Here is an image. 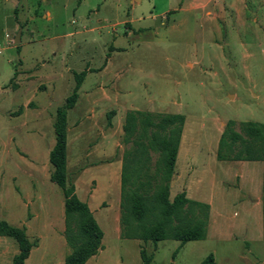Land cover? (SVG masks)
<instances>
[{
	"label": "rangeland",
	"instance_id": "374dc122",
	"mask_svg": "<svg viewBox=\"0 0 264 264\" xmlns=\"http://www.w3.org/2000/svg\"><path fill=\"white\" fill-rule=\"evenodd\" d=\"M226 10L210 0H0V219L25 226L37 242L25 264H52L60 254L62 237L54 229L63 226V198L48 178L46 152L73 72L89 69L81 88L116 90L117 102L130 109L182 114L178 147L203 165L227 119L263 120L264 60L232 48L245 33L235 20L232 29L226 24ZM98 122L106 127L105 117ZM72 126L67 180L80 199L103 196L110 212L118 207L120 156L128 145L120 134L117 147H76ZM174 193L170 187L169 197ZM243 200L229 204L230 220L243 217L249 205ZM98 222L109 233L105 254L142 264L132 240L116 239L111 225ZM232 230L228 238L158 240L150 264H202L208 254L210 264H264L259 233ZM15 249L12 238L0 236V264H10ZM94 264L113 263L99 257Z\"/></svg>",
	"mask_w": 264,
	"mask_h": 264
},
{
	"label": "trees",
	"instance_id": "16d2710c",
	"mask_svg": "<svg viewBox=\"0 0 264 264\" xmlns=\"http://www.w3.org/2000/svg\"><path fill=\"white\" fill-rule=\"evenodd\" d=\"M85 72L84 69L72 73L70 93L54 110L53 144L47 154L51 166L48 178L60 189L63 198L62 237L68 248L63 264H84L100 248L102 236L87 204L78 198L66 176V112L76 101ZM183 119L180 113L125 111L121 142L128 146L120 156L118 193L121 238L153 243L171 239L183 243L205 237L208 204L187 198L184 191L168 197ZM215 158L261 162L260 213L264 240V104L261 122L225 121L216 142ZM0 236L10 237L16 244L10 264H24L36 243L28 239L24 227L0 219ZM139 257L142 264H150V256L142 248ZM211 262V254L201 261L202 264Z\"/></svg>",
	"mask_w": 264,
	"mask_h": 264
},
{
	"label": "crops",
	"instance_id": "0c3cea01",
	"mask_svg": "<svg viewBox=\"0 0 264 264\" xmlns=\"http://www.w3.org/2000/svg\"><path fill=\"white\" fill-rule=\"evenodd\" d=\"M210 1L220 2V4L225 5L227 7V15H225L227 16L226 24L232 29L233 21L235 20V24H238L241 27V31H244L245 33L243 37L238 34L236 35L237 37L234 35L236 40L233 45H231L232 48L241 52L245 51V55H256L264 60V0H227V2H222V0ZM212 43H216L218 47L223 46L222 43ZM225 65L228 64L222 61V66ZM85 71L89 72L90 70L85 69ZM85 76L86 75H84L83 78ZM98 87L99 85L97 84L93 88H81L80 83L77 89L76 101L66 112L65 147H68V136L71 125H73L72 127L76 133V147H117V136L122 134L121 124L123 122L125 111L130 109L131 106H126L123 103L117 102L116 90H114V92H111L110 90L101 91L98 90ZM101 117H105L106 119L105 128L104 123L102 125L98 124V119ZM97 128H99V130H97ZM51 146L49 147L51 148ZM50 148L47 149V154ZM209 149L211 150L209 155L211 161L208 160V164L203 165L192 159V156L189 157L187 155V149H182L180 151V147H177L169 188L174 187L175 193L184 191L187 198L208 204L206 233L203 239L213 237L215 234L224 235V233H227L226 237L228 238L230 234H233V232H231L233 231L232 229H240L242 233L248 232V234H253L254 231L256 234L259 233L258 236L261 238V162L257 160H217L215 158L216 146L214 149ZM179 152H181V157L180 160L177 161ZM74 191L77 195L76 186H74ZM244 196L247 197V200L245 201H247L249 205H244L243 217L234 221L230 220L227 214L229 204L239 203L241 201L244 202ZM80 200L87 204L102 232L100 248L96 254L90 256L84 264H94L95 260L99 257L104 260L108 259L113 264H121L119 254H115L114 257H111L109 253L105 254L104 240L109 233L104 232L98 219L111 225L112 233L116 239L132 240L134 242V248L138 251V257L140 248L146 252L145 247L149 246L148 244L150 243L153 244V242L150 241L143 242L138 239L121 238L119 229V208H113V210L109 212L110 204L102 207L103 196L91 195ZM251 220H254L256 227L255 225L254 227L251 226ZM259 226L260 232H258ZM23 227L26 233V227ZM62 229L63 226L54 229L58 238L60 235L62 237ZM60 243V254L52 264H63V257L67 252L63 237ZM36 246L37 242L32 247ZM121 246L119 248L123 249L124 253H127L128 247L125 245ZM32 247L30 248L28 255ZM154 248L153 244L150 248L151 251L149 250L150 253L146 252L148 253L147 255L150 256L152 251H154ZM15 252L16 249L12 251L8 259H11ZM27 257L24 260V264Z\"/></svg>",
	"mask_w": 264,
	"mask_h": 264
},
{
	"label": "water",
	"instance_id": "95a60500",
	"mask_svg": "<svg viewBox=\"0 0 264 264\" xmlns=\"http://www.w3.org/2000/svg\"><path fill=\"white\" fill-rule=\"evenodd\" d=\"M18 35H19V30L16 31L15 36H14V41H18Z\"/></svg>",
	"mask_w": 264,
	"mask_h": 264
}]
</instances>
